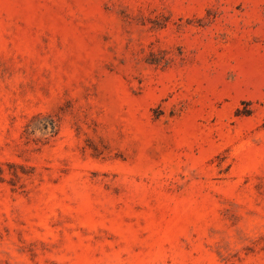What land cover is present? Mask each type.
I'll use <instances>...</instances> for the list:
<instances>
[{
  "label": "rangeland",
  "instance_id": "rangeland-1",
  "mask_svg": "<svg viewBox=\"0 0 264 264\" xmlns=\"http://www.w3.org/2000/svg\"><path fill=\"white\" fill-rule=\"evenodd\" d=\"M0 264H264V0H0Z\"/></svg>",
  "mask_w": 264,
  "mask_h": 264
}]
</instances>
